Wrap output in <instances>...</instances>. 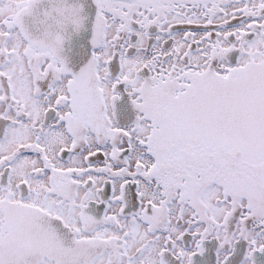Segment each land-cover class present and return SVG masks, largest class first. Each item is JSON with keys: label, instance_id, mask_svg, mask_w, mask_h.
Listing matches in <instances>:
<instances>
[{"label": "snow or ice", "instance_id": "snow-or-ice-1", "mask_svg": "<svg viewBox=\"0 0 264 264\" xmlns=\"http://www.w3.org/2000/svg\"><path fill=\"white\" fill-rule=\"evenodd\" d=\"M0 264H264V0H0Z\"/></svg>", "mask_w": 264, "mask_h": 264}]
</instances>
